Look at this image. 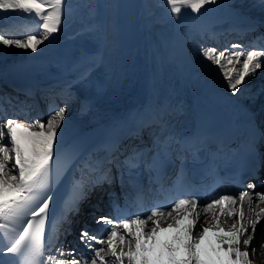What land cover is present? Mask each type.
I'll return each instance as SVG.
<instances>
[{"label": "snow or ice", "instance_id": "6c2138e0", "mask_svg": "<svg viewBox=\"0 0 264 264\" xmlns=\"http://www.w3.org/2000/svg\"><path fill=\"white\" fill-rule=\"evenodd\" d=\"M220 3L221 0H165L162 6L167 8L170 19L177 22L179 30L184 27L180 22L182 14L189 20H199L215 10L212 6ZM259 6L264 10V0H260ZM0 10H11L27 22L22 31L0 27V46L37 53L44 50L41 45L48 46L56 39L54 34L63 31L62 26L71 16L72 6L68 0H0ZM192 13L198 15L192 16ZM258 27L259 22L249 20L242 31L246 35L257 32ZM262 41L264 33L243 46L231 44L221 49L216 46L201 47L200 55L217 66L230 94L235 96L241 91L242 84L250 83L257 70L264 68ZM254 47L258 50H252ZM11 102V97L0 98V113L4 116L7 112L3 104ZM80 105L82 114L91 109L89 99L81 100ZM67 110L66 105L57 107L53 104L46 121L21 122L20 117L24 113L0 119V243L3 245L0 255L13 254L17 258L16 264H254L250 257L257 253V245L253 241L258 240L259 247L264 248V234L256 236V226L264 217V208L259 207L264 204V192H255L256 185L249 183L239 193L225 190L210 202L201 204L203 196H192L195 185H190L188 181L183 167L184 157H181V167L175 180L167 186L164 169L177 148L190 151L194 161L201 159L203 151L196 147L195 138L182 139L172 134L155 138L156 151L150 159L147 153L152 149L134 147L120 160L123 153L119 142L101 145L97 151L104 152L102 157L89 154L83 164L97 173L93 187L111 184L110 166L121 170L123 187V170L126 169L130 189L126 196L132 199L121 206L109 193L112 213L96 218L98 225L107 226L100 238L97 230L85 225L80 230L79 242L87 249V254L77 248L66 250L64 238L71 234V217L79 214L80 204L85 198L81 181L71 184L69 196L62 206H59V197L54 192L64 173L80 155L72 144L66 147L69 127L65 122ZM5 136L8 137L7 143L3 142ZM262 147L264 128L252 121L247 150L258 161ZM141 168L154 173L149 185H159L156 191L169 193L171 199L147 204L146 189L133 177V171L137 170L138 177ZM209 174L218 177L215 168ZM221 182L218 177L210 190L216 192ZM151 190L149 187L147 191ZM185 195L188 198H182ZM245 202L254 215L247 224ZM253 202L255 206H252ZM133 206L138 209L135 213L129 211ZM217 207L219 214L215 211ZM202 213L205 217L210 214L215 223L203 226L208 221L206 218L201 221ZM222 217L234 218L236 223L226 231L221 224ZM168 218H172L171 223L167 222ZM197 223L201 224L199 229L196 228ZM248 248H251V253L246 250ZM0 264L6 262L0 260Z\"/></svg>", "mask_w": 264, "mask_h": 264}, {"label": "bare ground", "instance_id": "6f19581e", "mask_svg": "<svg viewBox=\"0 0 264 264\" xmlns=\"http://www.w3.org/2000/svg\"><path fill=\"white\" fill-rule=\"evenodd\" d=\"M115 1L68 0L72 6L71 16L62 26L63 31L54 34L56 39L50 45H41L43 51L32 53L30 50L0 46V54L4 53L10 58L34 61L39 66H43L44 62L51 64L50 69L38 73L40 79L48 81L47 85L37 82L38 86L35 90L39 102L27 95L18 94L17 98L30 103V107L13 108L11 105L16 99L11 96L13 93L11 86L8 81L1 82V87L9 88V94L5 93L2 97L6 98L5 95H9L12 102L3 104L4 108H8L5 109L8 117L0 113V119L11 118L9 116L11 114L14 116L26 113V116L20 117L21 122L28 123L35 119L46 121L50 114V106L66 105L68 110L65 114V122L69 126L67 139L78 129L84 126L91 128L93 125H100L104 131L109 132L124 131L123 137H127L130 129L136 128L131 125H137V132L132 135L140 138L146 135L147 130L151 131L154 128L155 131L160 125L172 130L171 126L177 121L180 131L189 128L195 112L193 100L196 98L209 109L214 110L223 124L232 129L240 128L242 121L248 116V109L256 112V117L264 128V68H261V76L256 72L251 82L242 84L241 91L233 96L217 66L211 64L209 67L211 62L200 55L201 47L218 48L223 44L219 40H224L226 35L221 33L217 35L214 27L228 22L229 19L247 24L249 20L259 22L256 33L239 35L247 42L264 33V10L259 6L260 0H221L220 4L212 6L214 11L195 21L183 17L182 14L180 22L184 27L179 30L176 27L177 22L170 19L167 8L162 6L165 0H143L141 12L120 24L115 22ZM240 9L245 10L242 16L239 15ZM0 14L5 15L7 21L5 24H0V27L22 31L27 23L24 17L12 13L11 10L9 12L0 10ZM214 36L218 39L215 40ZM231 44L245 45L239 41H232L229 45ZM252 50H258V47ZM41 86L56 87L52 91H45ZM71 99L77 100L74 102L75 105L72 104L73 106L69 102ZM84 99L91 101V109L86 114L80 111V101ZM39 104L40 108H37ZM259 107L260 113H258ZM180 111L183 116L178 119L176 116ZM31 113L35 119L26 118ZM132 118H135V123L129 122ZM154 121L155 123L152 124ZM148 137L152 138V135ZM131 141H133L132 137L127 143ZM7 142L8 137L5 136L4 143ZM142 144L144 143H139ZM260 158L262 160L260 172L264 176V147L261 149ZM79 166L72 175V182H82L85 198L80 204L79 214L71 217V227L75 225L76 229L64 238V244L66 250L72 249L69 247L71 244L73 248L83 252L81 249L84 246L80 244L78 234L81 230L80 225L85 222L93 226L98 225L92 222L94 219L87 221V218L96 215L101 200L107 198L106 192L116 189L120 170L110 166L113 178L111 184L105 183L93 187L97 173L91 172L82 164ZM262 178L264 177L255 180V192H264L257 190L263 188ZM245 188L246 186L237 185L231 193H239ZM218 193L213 196H217ZM213 196L207 202H210ZM259 206L264 208V204ZM244 209L245 224H247L249 218H254V215L246 204ZM215 211L219 214V207ZM205 218L208 222L203 226L209 227L215 223L210 214L205 217L202 213L201 221ZM167 222L171 223L172 218H168ZM234 223H236L234 218H221V224H225L226 231ZM101 226L98 238L107 228L106 225ZM164 226L166 227L167 224ZM262 228L264 229V221ZM77 242L78 245L75 244ZM258 251L262 254L260 255ZM83 253L87 254V251ZM250 258L254 264H264V248L257 245V253Z\"/></svg>", "mask_w": 264, "mask_h": 264}, {"label": "water", "instance_id": "95a60500", "mask_svg": "<svg viewBox=\"0 0 264 264\" xmlns=\"http://www.w3.org/2000/svg\"><path fill=\"white\" fill-rule=\"evenodd\" d=\"M143 0H116L115 1V22L122 23L135 14H139Z\"/></svg>", "mask_w": 264, "mask_h": 264}, {"label": "rangeland", "instance_id": "374dc122", "mask_svg": "<svg viewBox=\"0 0 264 264\" xmlns=\"http://www.w3.org/2000/svg\"><path fill=\"white\" fill-rule=\"evenodd\" d=\"M243 1H245V0H243ZM245 10H243V9H240V13L239 14H242V13H245L244 12ZM25 19V18H24ZM26 21V20H25ZM227 45H228V43L227 42H224L223 43V45H221V46H219L218 48L219 49H221V48H224V47H227ZM230 46V45H229ZM228 46V47H229ZM202 64L204 65V61H202ZM209 67H211V63H209ZM257 71H259V70H257ZM69 102H70V105H75V103L74 102H77V100L76 99H71V100H69ZM72 105V106H73ZM33 113V112H32ZM30 114L29 116L31 117V118H29V116H27L26 118L27 119H35V116L33 115V114ZM49 113H50V111H49ZM48 114V113H47ZM12 115L13 114H11V115H9V116H11L12 117ZM42 115V114H41ZM87 115H89V113L87 114ZM22 116H26V113L24 114V115H22ZM8 117V116H7ZM263 123H264V121H263ZM4 142V141H3ZM264 177V176H263ZM262 179H264V178H262ZM261 183H263L262 181H261ZM261 186H263V188H261V189H257V190H261V191H264V185H261ZM219 194V193H218ZM217 194V195H218ZM216 196H213L212 197V199H214ZM210 200V199H209ZM209 200H207V201H209ZM207 201H205V202H207ZM205 202H203V204L205 203ZM246 204V206L247 207H249V204L246 202L245 203ZM253 206V205H252ZM259 207H261L262 208V206H259ZM244 212H245V209H244ZM88 221H90V219L88 220ZM263 221H264V219H261V221H260V223H258V225L256 226V236L257 237H260L261 236V234H264V229L262 228V225H263ZM92 222H96V219H94ZM222 226L225 228V224H222ZM84 226L83 225H80V228L82 229ZM201 227V224L200 223H197V225H196V228L197 229H199ZM74 230H75V228H74ZM73 230V231H74ZM79 234V233H78ZM196 233H194V235H195ZM65 240V239H64ZM259 241L258 240H254L253 241V244L254 245H259V243H258ZM70 244V243H69ZM76 245H78V242L77 243H75ZM69 247H74L73 245H69ZM83 252H86L87 251V249H85V248H83V249H81ZM247 251H249L250 252V248H248V249H246ZM258 253L261 255L262 254V252L261 251H258Z\"/></svg>", "mask_w": 264, "mask_h": 264}]
</instances>
